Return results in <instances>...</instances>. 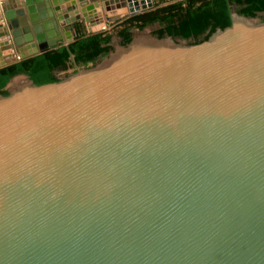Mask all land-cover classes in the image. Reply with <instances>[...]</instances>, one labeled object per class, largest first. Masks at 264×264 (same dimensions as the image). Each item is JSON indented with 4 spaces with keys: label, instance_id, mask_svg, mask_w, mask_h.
I'll return each mask as SVG.
<instances>
[{
    "label": "water",
    "instance_id": "95a60500",
    "mask_svg": "<svg viewBox=\"0 0 264 264\" xmlns=\"http://www.w3.org/2000/svg\"><path fill=\"white\" fill-rule=\"evenodd\" d=\"M57 2L24 0L23 60L61 39ZM231 19L197 43L133 38L54 83L11 79L0 264H264V21Z\"/></svg>",
    "mask_w": 264,
    "mask_h": 264
},
{
    "label": "trees",
    "instance_id": "16d2710c",
    "mask_svg": "<svg viewBox=\"0 0 264 264\" xmlns=\"http://www.w3.org/2000/svg\"><path fill=\"white\" fill-rule=\"evenodd\" d=\"M233 6L239 15L247 18L264 15V0H185L132 16L124 22L119 37L122 45L127 46L133 39L134 28L143 30L157 23L158 38L170 36L174 40L197 43L231 25ZM111 42L110 35L85 36L67 47L60 46L1 68L0 95H9L6 86L19 74H26L34 84L42 85L59 81L56 71L94 65L110 53Z\"/></svg>",
    "mask_w": 264,
    "mask_h": 264
},
{
    "label": "rangeland",
    "instance_id": "374dc122",
    "mask_svg": "<svg viewBox=\"0 0 264 264\" xmlns=\"http://www.w3.org/2000/svg\"><path fill=\"white\" fill-rule=\"evenodd\" d=\"M104 2H106V5L104 6ZM146 2V0H145ZM153 2V8L145 12H150L153 11L159 7H164V6H168L177 2H181L180 0H152ZM74 4L77 5L78 10L81 9H85V0H74L73 2ZM99 7L101 8V10H103V14H102V20L105 23V26H100V24H93V25H88L87 24V20L81 16L75 18L74 20H72L73 23V32L71 33L70 37H67V29L65 28V26H63L61 23L58 22L57 20V24H58V29H59V33L60 34H56L55 36L60 35L61 39L57 41V44L55 46V48H58L60 46H63L66 43H72L78 39H80L81 37H85V36H93V35H104V36H112V50L110 51V53L105 56L100 58L96 64L94 65H89L87 68L86 67H70V69L66 70V71H56V76L58 77L59 80H64L68 77H70L71 75H73L74 73H77L81 70H85L88 68H92L95 67L99 64H102L103 62H105L106 60H108L111 57V54L115 53L116 50L119 49V47H123L122 43H121V39L119 37V33L120 31H122L124 29V22L126 20H128L129 18H131L132 16L138 15V14H142V12H138L137 14H132L130 12V9L128 8V5L125 4L124 0H116V1H112V0H99ZM64 4L65 5H70L69 0H64ZM146 4V3H144ZM124 7H127L128 10H124ZM232 13L233 14H238L237 13V7L233 6L232 7ZM58 16V15H57ZM104 17V18H103ZM264 15H261L260 17H258V19H260L261 21H264ZM96 19V18H95ZM101 20V21H102ZM70 21V20H69ZM11 23H9L10 25ZM31 22L30 24H28V26H31ZM29 28V27H28ZM32 28V26H31ZM30 28V35H31V39H36V32L34 31V29ZM159 28V25L156 23L154 25H149L147 27H145L143 30H139L137 28H134L132 30L133 33V38H140V37H144V38H158L156 35V31ZM45 33V32H44ZM166 37V36H165ZM163 37V39L165 38ZM29 37L24 38L22 41H17L16 42V50L17 52L20 54V49L27 46L29 43H31V39L27 40ZM178 41H181V39H177ZM70 43V44H71ZM183 43H192V42H183ZM53 48V49H55ZM16 63V62H14ZM18 79V78H17ZM20 84H22V82L24 81L23 78H20ZM23 80V81H22ZM16 81V79L14 80ZM25 83V82H23ZM8 91V90H7Z\"/></svg>",
    "mask_w": 264,
    "mask_h": 264
},
{
    "label": "bare ground",
    "instance_id": "6f19581e",
    "mask_svg": "<svg viewBox=\"0 0 264 264\" xmlns=\"http://www.w3.org/2000/svg\"><path fill=\"white\" fill-rule=\"evenodd\" d=\"M112 1H116V0H112ZM124 1L125 4L128 5L130 12L131 11L134 12L138 9V7L142 5L149 6L152 0H146V2L145 0H124ZM73 2L74 0H69L70 5H65L64 0H58L56 4L54 5L52 4L53 8H55L57 11L56 14H54V17H56L58 22L61 23L63 26H65V28L68 30L67 37H70L71 33L73 32L72 20H74L79 16L81 17L84 16L85 19L88 18L89 25L98 23L102 27L105 26L104 25L105 23L103 22L104 19L102 20L103 10H101V8L99 7L97 0L95 1L85 0L86 5H85V9L83 10L81 9L78 10L77 5L74 4ZM16 4H17L16 0H3V2L0 4V65L3 62H6V60L14 61L16 59L15 56L17 50L15 47L17 45L16 44L17 41H22L26 37H31L29 31L30 29L28 30L27 28H24L25 26L23 25L24 21L26 20L25 17H27V12H26L27 6L23 4V6L20 7L17 6ZM128 8L124 7V10L126 9L128 10ZM23 11H25L26 13L24 14ZM7 12H13L14 14L13 16L14 21L13 24L10 26L8 25L7 22ZM44 23H45L44 21H40L37 23H33V25L37 27L39 26V24L43 25ZM56 34H57L56 31H54V36ZM58 37L59 36L56 37L51 36L49 40L53 39L54 41L55 39L57 40ZM20 80L21 79L18 78L16 79V81H13V87H15L17 84H20L21 83ZM23 82H25V80Z\"/></svg>",
    "mask_w": 264,
    "mask_h": 264
},
{
    "label": "built area",
    "instance_id": "2783aa9c",
    "mask_svg": "<svg viewBox=\"0 0 264 264\" xmlns=\"http://www.w3.org/2000/svg\"><path fill=\"white\" fill-rule=\"evenodd\" d=\"M180 1H185V0H180ZM3 2V0H0V4ZM150 5H152L151 7H150ZM150 5L148 6V5H142V6H140V7H138V9L136 10L137 11V13L138 12H144V11H147V10H150V9H152L153 8V2L151 1V3H150ZM136 13V14H137ZM7 22H8V25H9V23H11V21L9 20V19H7ZM11 25V24H10ZM9 25V26H10ZM16 59L14 60V62H20V61H22L23 60V57L21 56V54H19L18 52L16 53Z\"/></svg>",
    "mask_w": 264,
    "mask_h": 264
},
{
    "label": "crops",
    "instance_id": "0c3cea01",
    "mask_svg": "<svg viewBox=\"0 0 264 264\" xmlns=\"http://www.w3.org/2000/svg\"><path fill=\"white\" fill-rule=\"evenodd\" d=\"M17 1V6H20V7H22L23 6V4H24V0H16Z\"/></svg>",
    "mask_w": 264,
    "mask_h": 264
}]
</instances>
